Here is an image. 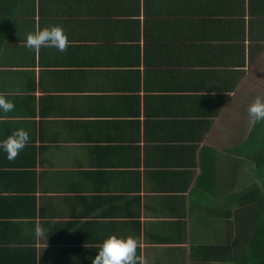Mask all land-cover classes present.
Returning <instances> with one entry per match:
<instances>
[{
  "label": "crops",
  "instance_id": "crops-1",
  "mask_svg": "<svg viewBox=\"0 0 264 264\" xmlns=\"http://www.w3.org/2000/svg\"><path fill=\"white\" fill-rule=\"evenodd\" d=\"M36 10L32 31L0 33V95L15 105L0 139L30 136L15 160L0 152V264H92L113 234L136 237L146 264H231L243 164L264 179L247 154L264 127L248 115L264 97V0ZM55 25L65 52L26 47Z\"/></svg>",
  "mask_w": 264,
  "mask_h": 264
},
{
  "label": "trees",
  "instance_id": "trees-1",
  "mask_svg": "<svg viewBox=\"0 0 264 264\" xmlns=\"http://www.w3.org/2000/svg\"><path fill=\"white\" fill-rule=\"evenodd\" d=\"M49 0H0V33L24 27L32 31L37 23V8L47 7ZM38 3L37 7L33 4ZM257 138L258 143L247 151L257 165L264 164V127L251 131L247 141ZM261 165V166H262ZM260 168V167H259ZM243 228L238 230L239 240H233L231 264H264V179L263 182L246 183L242 196Z\"/></svg>",
  "mask_w": 264,
  "mask_h": 264
},
{
  "label": "clouds",
  "instance_id": "clouds-1",
  "mask_svg": "<svg viewBox=\"0 0 264 264\" xmlns=\"http://www.w3.org/2000/svg\"><path fill=\"white\" fill-rule=\"evenodd\" d=\"M68 46L67 35L63 27L59 25L29 33L26 38V47L30 50L55 48L59 52H65ZM14 107L15 105L11 100L0 95V112H11ZM248 115L253 123H264V97H256L255 101L248 107ZM29 143L28 131L17 129L7 138L0 139V152L6 154V158L12 161ZM139 247L140 241L134 236L110 235L103 241L100 250L92 260V264H146L144 256L137 252Z\"/></svg>",
  "mask_w": 264,
  "mask_h": 264
},
{
  "label": "rangeland",
  "instance_id": "rangeland-1",
  "mask_svg": "<svg viewBox=\"0 0 264 264\" xmlns=\"http://www.w3.org/2000/svg\"><path fill=\"white\" fill-rule=\"evenodd\" d=\"M252 163H249V165L248 164H246V163H244L243 165H244V173H245V176H244V179L245 180H243V186L246 184V183H249V179H251L252 178V171H251V169H252V167L253 166H250ZM252 181H255V180H252Z\"/></svg>",
  "mask_w": 264,
  "mask_h": 264
}]
</instances>
